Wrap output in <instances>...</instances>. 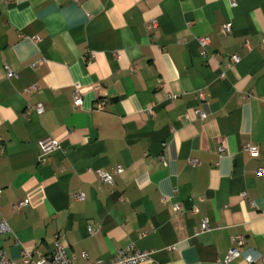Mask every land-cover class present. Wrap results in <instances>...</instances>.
Returning a JSON list of instances; mask_svg holds the SVG:
<instances>
[{
    "label": "crops",
    "instance_id": "obj_1",
    "mask_svg": "<svg viewBox=\"0 0 264 264\" xmlns=\"http://www.w3.org/2000/svg\"><path fill=\"white\" fill-rule=\"evenodd\" d=\"M235 2L0 0V264L57 237L73 264H264V0Z\"/></svg>",
    "mask_w": 264,
    "mask_h": 264
},
{
    "label": "built area",
    "instance_id": "obj_2",
    "mask_svg": "<svg viewBox=\"0 0 264 264\" xmlns=\"http://www.w3.org/2000/svg\"><path fill=\"white\" fill-rule=\"evenodd\" d=\"M230 4L231 6H235L236 2L235 0H230ZM155 22H151V24H154ZM230 30V25L226 24L224 26V32H228ZM199 43L203 46L206 45L208 43V39L207 38H199L198 39ZM238 60L237 56H232V61L236 62ZM200 97H203V94L200 93ZM72 98H73V104L74 106H80L82 103V98H81V94L79 92V85L75 84L74 85V90L72 93ZM96 107L98 109H102L103 108V103L101 101H98L96 103ZM44 108H43V104L38 103L35 106V111L38 114H41L43 112ZM195 113H197L200 118H205L206 116V112L201 110V109H197L194 111ZM39 145H40V149H41V156L48 154L49 152L53 151L54 149H57L59 147V142L55 139L46 137V138H42L39 141ZM221 149V147H220ZM244 149L246 151H248L250 154L255 155L256 154V149L247 145L244 146ZM2 151V149H1ZM192 164L195 163V161H191ZM114 173L119 174L122 172V169L120 166L116 167L114 170ZM98 178L100 179L101 182L103 183H107V184H112L113 183V178L112 175L109 172L103 171L101 169H97L95 170ZM258 174H264V168H260L257 171ZM1 192V191H0ZM76 199L78 200H83L84 195L82 193H77L75 195ZM27 200H18L16 202H14L11 205V208L13 211L19 212L21 211V209L26 205ZM172 208L174 210V212L179 211L180 206L177 204H173ZM202 228H206V222L203 221L202 223ZM8 230V226L6 224V222L4 220L0 221V233L1 232H6ZM238 244L242 245V238L238 237ZM67 244L64 241L63 237H57L55 239V243H54V248L53 250L48 253L45 254L43 256H39V258L32 260L29 256L28 253H25L24 256L22 257V262L23 264H73L72 262V258L71 256L68 254V248H67ZM149 253L146 251H142V250H133L131 248H123V249H119L115 252L114 256L109 259V260H96L95 262H86L84 264H140L141 262H143L144 260H146L148 258ZM243 255L244 258L249 261V262H254L255 260H257V256H253L250 255L246 252H241V250H239L238 248H230L227 252L226 258L225 260H230L231 258L237 257ZM82 257L84 259H87V255L86 253H82ZM0 259L2 261V263H6L5 262V257H4V252L3 250L0 251Z\"/></svg>",
    "mask_w": 264,
    "mask_h": 264
}]
</instances>
